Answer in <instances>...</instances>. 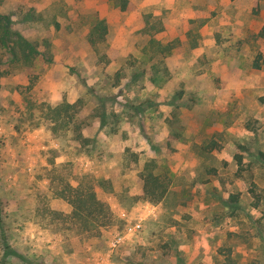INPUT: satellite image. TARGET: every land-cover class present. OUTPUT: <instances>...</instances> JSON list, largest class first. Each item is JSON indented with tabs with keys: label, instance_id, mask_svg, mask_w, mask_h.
Segmentation results:
<instances>
[{
	"label": "rangeland",
	"instance_id": "obj_1",
	"mask_svg": "<svg viewBox=\"0 0 264 264\" xmlns=\"http://www.w3.org/2000/svg\"><path fill=\"white\" fill-rule=\"evenodd\" d=\"M0 14L38 51L0 47V264H264V0H0ZM148 163L168 182L158 203L141 198ZM78 184L103 226L70 217Z\"/></svg>",
	"mask_w": 264,
	"mask_h": 264
},
{
	"label": "trees",
	"instance_id": "obj_2",
	"mask_svg": "<svg viewBox=\"0 0 264 264\" xmlns=\"http://www.w3.org/2000/svg\"><path fill=\"white\" fill-rule=\"evenodd\" d=\"M121 8L125 10L127 7V0H116ZM106 32V27L102 21L98 22L94 27L92 33L98 35L103 40V34ZM260 37L264 38V26L260 30ZM93 43V39L90 38ZM0 47L9 55L13 60H22L23 62H30L37 55L38 51L36 46L27 40L20 33L13 31L11 28V21L7 15L0 14ZM256 67L259 65L256 63ZM67 105H60L50 108L49 111L53 117L59 118L63 112H66ZM154 163L145 164L140 174L142 181L141 198L151 203H158L164 197L168 189V182L165 181L160 175L153 172ZM94 188L91 186L82 187L78 184L76 187H70L68 195H62V198L71 206L70 217L80 224L83 230H92L103 226L106 223V210L103 203H101L95 195ZM2 243L4 250L5 235L2 226Z\"/></svg>",
	"mask_w": 264,
	"mask_h": 264
},
{
	"label": "built area",
	"instance_id": "obj_3",
	"mask_svg": "<svg viewBox=\"0 0 264 264\" xmlns=\"http://www.w3.org/2000/svg\"><path fill=\"white\" fill-rule=\"evenodd\" d=\"M141 229V224L140 223H133L129 226L126 227L125 229V234L126 235H131L137 233ZM120 242V239H115L112 242L113 247H115L118 243Z\"/></svg>",
	"mask_w": 264,
	"mask_h": 264
}]
</instances>
